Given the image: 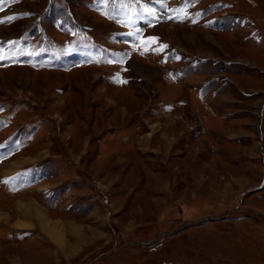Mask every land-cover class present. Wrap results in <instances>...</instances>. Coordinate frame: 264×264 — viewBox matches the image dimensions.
I'll list each match as a JSON object with an SVG mask.
<instances>
[{
    "label": "rangeland",
    "instance_id": "1",
    "mask_svg": "<svg viewBox=\"0 0 264 264\" xmlns=\"http://www.w3.org/2000/svg\"><path fill=\"white\" fill-rule=\"evenodd\" d=\"M1 1L2 54L91 34L125 59L0 62V145L25 136L0 160V264H264V0Z\"/></svg>",
    "mask_w": 264,
    "mask_h": 264
},
{
    "label": "snow or ice",
    "instance_id": "2",
    "mask_svg": "<svg viewBox=\"0 0 264 264\" xmlns=\"http://www.w3.org/2000/svg\"><path fill=\"white\" fill-rule=\"evenodd\" d=\"M16 17L15 16H9L6 18L7 21L14 20ZM177 18H182V17H177ZM6 20H0V23L6 22ZM132 35V34H130ZM150 40L154 41L156 38H149ZM166 47V46H165ZM6 57L0 53V59H5Z\"/></svg>",
    "mask_w": 264,
    "mask_h": 264
},
{
    "label": "crops",
    "instance_id": "3",
    "mask_svg": "<svg viewBox=\"0 0 264 264\" xmlns=\"http://www.w3.org/2000/svg\"><path fill=\"white\" fill-rule=\"evenodd\" d=\"M13 236H14V234H13Z\"/></svg>",
    "mask_w": 264,
    "mask_h": 264
},
{
    "label": "bare ground",
    "instance_id": "4",
    "mask_svg": "<svg viewBox=\"0 0 264 264\" xmlns=\"http://www.w3.org/2000/svg\"><path fill=\"white\" fill-rule=\"evenodd\" d=\"M41 215V214H40Z\"/></svg>",
    "mask_w": 264,
    "mask_h": 264
}]
</instances>
